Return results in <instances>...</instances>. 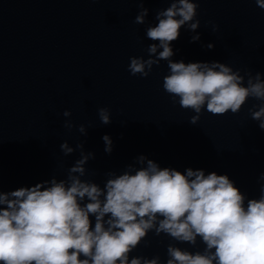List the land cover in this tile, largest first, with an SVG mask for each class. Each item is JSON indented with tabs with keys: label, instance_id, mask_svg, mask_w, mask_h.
Returning a JSON list of instances; mask_svg holds the SVG:
<instances>
[{
	"label": "clouds",
	"instance_id": "obj_1",
	"mask_svg": "<svg viewBox=\"0 0 264 264\" xmlns=\"http://www.w3.org/2000/svg\"><path fill=\"white\" fill-rule=\"evenodd\" d=\"M138 2L134 23L143 25L149 10L143 7L145 0ZM255 3L264 10V0ZM197 8L194 0H170L169 7L157 10V23L145 32L153 41L148 58L130 57V74L146 78L154 65L167 61L163 88L173 103L196 113L191 124L199 122L205 107L212 115L236 114L251 97L262 102L249 112L264 130V74L249 71L245 85V76L225 63L172 59L171 44L181 28L196 33L191 42L200 40ZM212 30L218 26L213 24ZM98 115L102 124L111 123L107 108H99ZM63 116L71 112L65 110ZM63 126L74 127L69 121ZM78 131L87 135L84 125ZM102 139L110 154L111 138ZM60 149L65 156L80 150L66 178L53 176L34 186L0 191V264H161L159 256L130 257L150 231L193 247L198 239L204 245L192 252L169 244L166 264H264V184L259 198H248L226 174L161 168L140 155L122 173H106L101 187L82 179L93 152H85L83 143L73 148L67 141Z\"/></svg>",
	"mask_w": 264,
	"mask_h": 264
}]
</instances>
